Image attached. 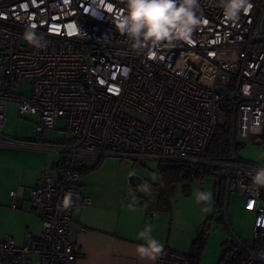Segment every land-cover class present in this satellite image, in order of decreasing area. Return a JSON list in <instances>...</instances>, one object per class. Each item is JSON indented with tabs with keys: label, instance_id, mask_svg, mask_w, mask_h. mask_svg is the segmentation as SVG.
<instances>
[{
	"label": "built area",
	"instance_id": "built-area-1",
	"mask_svg": "<svg viewBox=\"0 0 264 264\" xmlns=\"http://www.w3.org/2000/svg\"><path fill=\"white\" fill-rule=\"evenodd\" d=\"M238 21L224 16L222 0H199L202 18L189 41L161 43L135 51L114 21L126 14V0H0V99L17 102V115H38L37 139L45 129L69 136L45 148L55 149L53 170L29 189L32 211L42 231L22 245L8 236L0 242V264H74L81 254L72 222L90 198L82 195L80 165L75 157L176 160L222 170L224 194L244 196L254 211V241L235 234L222 244L219 264H264V186L253 177L264 164L237 154L238 139L264 137V0ZM94 10V11H93ZM95 13V14H94ZM27 30L39 47L24 39ZM152 51L155 59H148ZM15 86H29L16 94ZM226 108L232 116L231 145L222 157L206 156ZM0 144H38L3 136ZM142 190L141 185L136 186ZM71 192L73 204L61 201ZM17 208V192L10 191ZM156 264H186L184 253L164 248Z\"/></svg>",
	"mask_w": 264,
	"mask_h": 264
},
{
	"label": "crops",
	"instance_id": "crops-1",
	"mask_svg": "<svg viewBox=\"0 0 264 264\" xmlns=\"http://www.w3.org/2000/svg\"><path fill=\"white\" fill-rule=\"evenodd\" d=\"M0 106L3 108V136L35 143L33 138L39 116L26 117L29 121L19 118L16 101L0 99ZM44 132L37 139L40 147L0 144V224L4 228L0 232V242L12 236L16 245H22L29 235H39L42 231L41 218L32 211L33 205L29 202V189L42 180L45 170H53L58 159L55 149L42 146L66 142L68 137L58 135L55 142H51ZM75 160L83 161L79 182L83 186L82 195L88 196L90 203L79 207L72 222L73 240L81 247L74 264H156V260L141 258L137 253V246L144 243L137 236L145 225L152 226V236L164 248L181 252L180 247L172 244L173 228H170L167 215L145 203L139 194L143 190L129 185L130 169L124 176H106L104 168L93 167L92 157L77 156ZM140 185L143 189L142 182ZM12 190L17 192L15 209L10 207ZM128 191L141 202H125ZM150 198H156L155 191Z\"/></svg>",
	"mask_w": 264,
	"mask_h": 264
},
{
	"label": "rangeland",
	"instance_id": "rangeland-1",
	"mask_svg": "<svg viewBox=\"0 0 264 264\" xmlns=\"http://www.w3.org/2000/svg\"><path fill=\"white\" fill-rule=\"evenodd\" d=\"M13 92L28 94L30 88L29 86H15ZM25 120L29 121V118ZM226 120V114L220 109L218 111V121L225 123ZM58 125L59 128H62L61 130H44V135L51 142H55V136H69V133L63 130L64 122L59 121ZM238 142L237 154L239 156L264 164V137L240 138ZM165 162L166 160L149 157L132 161L109 156L105 157L98 167L104 168L106 176H124L127 169H130L131 174L142 176L143 185L147 183L152 186L157 169L163 166ZM99 175L101 176L100 173ZM216 176L215 172H209L202 180H193L186 193L183 191L181 184H176L168 197L167 205H164L157 197L155 199L150 198L154 192L152 187L150 192L142 191L139 193L147 205L157 207L167 215L170 228H173L172 244L180 247L181 253H188L192 243L207 226L208 233L199 264H217L220 259L222 244L232 238V233L247 244L252 243L255 238L252 229L254 211L244 208L245 198L243 195L231 192L226 197L224 194L223 204L219 207L215 206L213 193ZM200 192L209 193L211 198L207 201H200L198 199V193ZM3 229V225L0 224V232ZM30 258L35 264L37 256L31 255Z\"/></svg>",
	"mask_w": 264,
	"mask_h": 264
},
{
	"label": "clouds",
	"instance_id": "clouds-1",
	"mask_svg": "<svg viewBox=\"0 0 264 264\" xmlns=\"http://www.w3.org/2000/svg\"><path fill=\"white\" fill-rule=\"evenodd\" d=\"M222 5L228 21H238L242 13L247 15L252 8L250 0H222ZM126 6V14L117 15L114 24L138 53L149 47L154 49L161 43L187 42L194 28L202 23V18L197 15L199 0H126ZM24 39L39 47V38L31 30L25 32ZM155 58L154 52L150 51L148 59ZM253 179L256 184L264 186V169L258 170ZM150 189L151 185L145 183L142 190L150 192ZM72 195L71 192L66 193L61 201L64 210L72 206ZM210 198L209 193H198L200 201ZM137 238L144 241L137 246L141 258L155 261L163 253L164 246L152 236L151 225H145Z\"/></svg>",
	"mask_w": 264,
	"mask_h": 264
},
{
	"label": "trees",
	"instance_id": "trees-1",
	"mask_svg": "<svg viewBox=\"0 0 264 264\" xmlns=\"http://www.w3.org/2000/svg\"><path fill=\"white\" fill-rule=\"evenodd\" d=\"M226 114V122L220 123L217 121L212 139L207 148L206 156L222 157L225 156L231 145V130H232V116L227 112L226 108H222ZM239 145V144H238ZM205 173L215 172L216 181L214 182V201L215 206L219 207L223 204L224 197V179L222 177V170L217 167L203 168ZM198 172L193 165L182 161L166 160L165 164L159 167L156 171L155 182L152 187L156 193V197L164 204H168V197L170 196L176 184H181L183 191L188 192L190 183L197 180ZM207 226L201 235L192 243L190 250L186 256V264H199L203 245L207 237ZM227 241V240H226ZM225 241V242H226Z\"/></svg>",
	"mask_w": 264,
	"mask_h": 264
},
{
	"label": "water",
	"instance_id": "water-1",
	"mask_svg": "<svg viewBox=\"0 0 264 264\" xmlns=\"http://www.w3.org/2000/svg\"><path fill=\"white\" fill-rule=\"evenodd\" d=\"M35 136L36 137L33 138V141H37V134L36 133H35ZM142 180H143L142 176L137 175V174H131L128 177V182H129V185L131 187L139 186L141 184ZM124 201L125 202H131V203H140L141 202L140 199L135 198L133 196V192L132 191H128L125 194Z\"/></svg>",
	"mask_w": 264,
	"mask_h": 264
}]
</instances>
